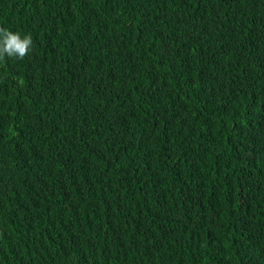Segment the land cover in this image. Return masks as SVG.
Returning a JSON list of instances; mask_svg holds the SVG:
<instances>
[{"label": "trees", "instance_id": "16d2710c", "mask_svg": "<svg viewBox=\"0 0 264 264\" xmlns=\"http://www.w3.org/2000/svg\"><path fill=\"white\" fill-rule=\"evenodd\" d=\"M0 264H264V0H0Z\"/></svg>", "mask_w": 264, "mask_h": 264}, {"label": "clouds", "instance_id": "9594fccd", "mask_svg": "<svg viewBox=\"0 0 264 264\" xmlns=\"http://www.w3.org/2000/svg\"><path fill=\"white\" fill-rule=\"evenodd\" d=\"M33 46L31 34L21 35L0 26V60L5 57L23 59Z\"/></svg>", "mask_w": 264, "mask_h": 264}]
</instances>
